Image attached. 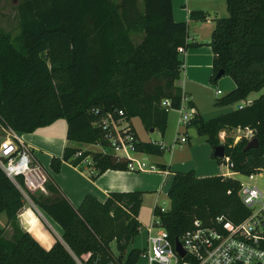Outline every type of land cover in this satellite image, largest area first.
Here are the masks:
<instances>
[{
    "label": "trees",
    "instance_id": "obj_1",
    "mask_svg": "<svg viewBox=\"0 0 264 264\" xmlns=\"http://www.w3.org/2000/svg\"><path fill=\"white\" fill-rule=\"evenodd\" d=\"M227 17L215 20L209 47L212 78L222 70L235 88L217 100V106L245 101L250 104L219 117L196 115L193 128L214 149L219 133L250 130L257 148L244 152L248 140L233 145L224 141V156L242 175L264 171V0H225ZM201 19V11H190ZM18 35L0 28V131L17 136L33 133L59 119L67 124L66 139L100 145L103 153L66 147L61 159L52 158L57 173L64 162L74 166L90 158L91 178L107 170L127 171L129 161L113 153L105 139L103 122L124 119L137 153L160 155L159 145L139 142L130 120L139 118L146 130L165 132L168 111L178 110L183 92L177 85L183 62L178 52L188 44L187 23L175 21L171 0H18L15 5ZM142 35L135 45L132 36ZM169 101V107L162 106ZM193 108V107H191ZM121 112V115L119 114ZM0 132V138H1ZM223 163V158H215ZM20 188L61 231L45 250L18 224L25 201L19 189L0 169V215L6 217L10 237L0 226V264H137L142 253L128 250L142 225L138 220L141 192L108 193L103 202L85 195L78 208L67 199H50ZM46 190L56 193L51 183ZM233 178H198L190 171L176 172L167 191L169 208L153 216L160 220L172 243L193 229V222L211 226L215 219L236 225L248 210L238 198ZM115 242L117 256L109 247ZM188 258L186 257L185 260Z\"/></svg>",
    "mask_w": 264,
    "mask_h": 264
},
{
    "label": "crops",
    "instance_id": "obj_2",
    "mask_svg": "<svg viewBox=\"0 0 264 264\" xmlns=\"http://www.w3.org/2000/svg\"><path fill=\"white\" fill-rule=\"evenodd\" d=\"M206 1L201 0L198 3L192 2L191 7L188 6L187 0H171L174 20L185 21L187 23V43L195 44L194 47L188 48L180 54L183 65L177 85L181 88L184 97L181 106L184 110L193 107L192 109L196 112V115L200 116L202 119H204L201 111L203 96L207 91H211L210 86L213 75V54L208 44L210 42L211 33L214 29L215 20L220 18L217 14L218 11L210 8L212 3L215 1L217 2V0ZM203 2L206 3V6L200 5ZM190 11H201L204 14V18H190ZM225 79L227 78L223 77L220 80L226 81ZM226 83L228 85L227 90H229V92L235 88L234 82ZM215 97L217 96L215 95ZM248 97L245 101L238 102L231 106H235V109H238V107H241L246 103H250L251 100H249ZM171 111H174L175 113L177 112L179 117L178 110L168 111L166 128L163 135L155 129L146 130L139 118H133L130 120L138 141L159 145L161 147V154L148 155L144 153H137L135 151H127L125 154H127L128 158L146 163L148 168L153 166L155 168L154 171H150L148 169L145 171L107 170L92 179L91 175L95 174V170L91 159L86 158L88 161L87 164L74 166L70 162H64L62 163L59 171L57 173H53L50 169L51 159H61L66 147L93 153L105 152V149L100 145H87L67 141V124L66 122H62L64 119H59L49 126L39 128L33 133L23 134L18 137L29 149L32 155V167L35 168L37 170V174L43 178L41 181H43V188L46 191V195L42 192L41 193L45 197L50 199L63 197L67 199L74 208H78L84 196L88 194L94 196L98 201L103 202L108 193L141 192L142 203L139 210L138 220L140 223L142 222L141 225L143 227L144 221L141 218L142 209L150 205L149 208H152L153 217V209L155 206L159 205L158 200L160 195L165 192L167 196V191L170 187L174 173H186L192 171L198 178L223 176L227 173L226 170L224 172H220L218 166H221L220 164L222 163L217 162V160L213 157L214 149L206 142L205 137L198 136L196 132V137L192 136L194 138L193 142H189L188 138H186L185 143H179L176 145H174L176 138L172 141L173 143L170 142L168 144L156 139H141L134 127V119L139 120L141 126L147 133L155 134L157 132L163 139L166 137L168 128L172 125L170 119ZM176 126L177 129L183 127L179 123V118H177ZM191 129L192 128L187 130V128L184 127L185 132L188 133ZM179 136H177V138ZM187 143L189 148H182L187 146ZM96 147H101L104 151L96 150ZM176 151L185 153V159L178 161L173 158V156L177 153ZM165 152L168 153L169 158L163 157ZM125 154L120 153L118 155L120 157H126ZM216 164H218V166H216ZM48 182L55 187L56 193L51 194L46 190L45 185ZM46 218L53 224V227H50V224L48 223L51 229L46 226V223L48 222ZM18 224L45 250H49L56 239L61 241L62 231L60 227L38 209H32L30 207H25L24 205L18 216ZM145 231L144 235L147 234ZM136 239L137 237L131 242L128 250H142L136 246ZM109 247L112 253L117 256L115 242H111Z\"/></svg>",
    "mask_w": 264,
    "mask_h": 264
},
{
    "label": "built area",
    "instance_id": "obj_3",
    "mask_svg": "<svg viewBox=\"0 0 264 264\" xmlns=\"http://www.w3.org/2000/svg\"><path fill=\"white\" fill-rule=\"evenodd\" d=\"M178 52L182 54L184 49L179 48ZM215 95L219 96L221 92L217 91ZM183 100L184 97L181 103ZM169 105L167 100L162 102L164 107ZM178 112L179 123L186 128L195 111L192 108L184 110L180 106ZM119 114L121 115V112ZM102 124L106 131L105 139L117 156L127 151L134 152L132 137L128 133V124L124 119L113 120L109 116ZM237 131L242 132V138L251 140L250 130ZM4 132L6 136L2 137L4 140L0 143V169L19 187L23 196L26 192L18 184L21 178L25 190L26 187L33 188L46 195L43 181H41L43 178L32 167L33 158L29 149L12 130ZM219 140L224 143V131L219 133ZM185 142L186 137L179 136L174 145ZM125 155L124 158L129 161L127 165L129 171L155 170L153 166L148 168L146 163L135 161L128 158L127 154ZM87 162L85 159L81 164H87ZM223 164L228 171L222 177L242 178L238 180V198L248 210V215L236 225L224 222L222 217L216 218L211 226H204L200 221H194L193 229L183 234L178 240L185 252L184 257H180L175 249V243L170 241L167 232L161 227L160 220L154 215L152 224L146 229L147 248L140 255L147 260L148 264H264V192L257 186L258 179L264 182V171L242 175L233 170V163L226 156H223ZM155 207L160 213L168 210L158 205ZM186 257L187 260H185Z\"/></svg>",
    "mask_w": 264,
    "mask_h": 264
},
{
    "label": "rangeland",
    "instance_id": "obj_4",
    "mask_svg": "<svg viewBox=\"0 0 264 264\" xmlns=\"http://www.w3.org/2000/svg\"><path fill=\"white\" fill-rule=\"evenodd\" d=\"M114 1L118 2L120 0H114ZM199 1H201V0H187L188 6L192 7V2L198 3ZM17 2H18V0H0V28L4 32L9 33L12 38H15L19 32L18 26H17V20L15 18V5L17 4ZM138 3H139L140 9H142L143 8V0H138ZM205 4L206 3L203 2L200 5L206 6ZM210 8H213L214 10L218 11V13H217L219 15L218 17H227L228 16V12H227L224 0H217V2L216 1L213 2L212 5L210 6ZM141 39H142V35L132 36V40H133L135 45H137L141 41ZM223 77L227 78V79H225L226 81L220 80ZM221 78H219L215 83L211 82V86H210L211 91H207L206 94L203 96V104H202V108H201L202 110L201 111H202V116L205 120L219 117V116L226 114L228 112H231L232 110L235 109V106H217L216 105L217 100L226 96L229 92V90H227L228 85L226 82H230V83L233 82L231 80V78L228 76H222ZM217 91H220L221 95L215 97V92H217ZM261 94H262V92L252 93L248 97V99L251 101L255 100ZM177 118H179L178 113L171 111L170 112V119H171L172 125H170L171 127L168 128V131L166 133V137L163 139L161 138L160 134L157 132L155 134L147 133L143 129V127L141 126L138 119H134L133 123H134V127H135L137 133L139 134V136L141 137L142 140L156 139L158 141H163L164 143L168 144V143L172 142L175 138H177V136L181 135L182 137L188 138L189 142H193L194 138L191 136L190 133L185 132L184 127H180L179 129H177V126H176ZM62 122L65 123L66 121L62 120ZM188 129H190V128H187V130ZM0 132H1L2 137L6 136L5 132L4 133H3V131H0ZM227 138H229L233 141V145L238 143L241 139H244V138H242V132H238V131H231L229 133L225 132V140ZM182 148H189L188 143H187V146H184ZM95 149L99 150V151H104L101 147H96ZM176 152L177 153L173 156V158L177 159L178 161L181 159H185V156H186L185 153H180V151H176ZM163 157L169 158L168 153L165 152ZM220 165L221 166H218V164H216V166H218L220 172H224L225 170H226V172L228 171L223 163ZM233 179L241 180L242 178L239 176H234ZM257 186L260 188V190H262L264 192V182L261 179L257 180ZM25 187H26V185H25ZM26 190L28 193L33 194L35 196L42 194L40 190H36L33 188L29 189L28 187H26ZM24 201H25V204H24L25 207H30L32 209H38V208H36L34 203L30 200L27 193L24 195ZM158 203H159L158 206H162L165 209L169 208V200H168L165 192H163L162 195H160ZM149 207H150V205L146 206V208L142 209V215H141L142 217L141 218L144 221L143 222L144 228L142 227V229L139 232L137 239L135 241L136 246L139 247L140 249H142L141 251H145L147 248L146 234L144 235V231L146 230V228L150 227V225L152 224V208L150 209ZM46 220L48 221L47 218H46ZM48 223L50 224V227L51 226L53 227V224H52V222L50 223V221H48L46 223V226L49 229H51L49 227ZM0 224H1L0 226L5 230L6 237H10L11 229L6 224V217L4 214L0 215ZM142 246H144V247H142ZM137 264H148V262L145 258H142L140 256Z\"/></svg>",
    "mask_w": 264,
    "mask_h": 264
},
{
    "label": "water",
    "instance_id": "obj_5",
    "mask_svg": "<svg viewBox=\"0 0 264 264\" xmlns=\"http://www.w3.org/2000/svg\"><path fill=\"white\" fill-rule=\"evenodd\" d=\"M223 74H224L223 71L220 70V71L216 74V77H215V78H216V79H219L221 76H223ZM189 133L191 134V136L196 137V134H195V130H194V129L189 130ZM3 140H4V138L1 137V138H0V143H2ZM257 146H258V144H257L256 139H252V140H250V141L246 144V146L244 147L243 151H244V152L249 151V150H251V149L257 148ZM223 156H224V147H223V142L220 141V142H219V145L216 146V147L214 148V150H213V157H214V158H223ZM175 249H176V251L179 253L180 257H184L185 252L182 250L179 241H176V242H175Z\"/></svg>",
    "mask_w": 264,
    "mask_h": 264
}]
</instances>
